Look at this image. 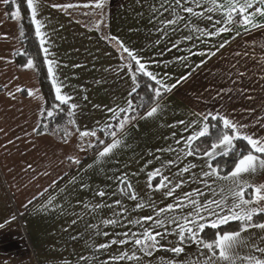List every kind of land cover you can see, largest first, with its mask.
Masks as SVG:
<instances>
[{
	"label": "crops",
	"instance_id": "obj_1",
	"mask_svg": "<svg viewBox=\"0 0 264 264\" xmlns=\"http://www.w3.org/2000/svg\"><path fill=\"white\" fill-rule=\"evenodd\" d=\"M172 2L168 0L165 7ZM97 3L101 6L97 7ZM162 3L164 0H38L37 19L43 23L42 50L46 64L48 59L57 62L55 72L62 85L61 94L72 98L68 106L74 112L71 118L75 124L71 135L59 138L52 132L37 130L44 95L34 68L20 67L15 60V52L22 47L19 23L18 19L8 16L6 5L0 0V157L4 162V170L0 171V225H3L0 227V264H129V260L112 257L124 251L131 254L134 250L131 240L124 245L111 244L107 249L98 246L123 238L126 232L131 235L150 226L155 228L151 221L143 225L129 221L155 216L156 210L176 202L174 197L164 195V189L155 188L160 177L149 181L148 174L154 169L161 168L169 177V187L184 180L175 196L182 197L185 192L199 188L204 193L202 199L219 198L200 183L205 159L179 151L193 131L185 128L188 122L197 119L194 114L219 110L247 124L248 133L264 136V28L246 31L244 25L236 23L231 25L230 32L201 37L180 22L175 32L170 26L168 34L162 35L157 31L163 27L160 21L172 18L170 11L161 8ZM67 5L72 7H64ZM181 15L200 28L213 30L206 18ZM212 15L214 20L221 18V13ZM255 22L264 24V17L257 16ZM190 34L192 40L183 39ZM113 38L135 50L148 69L165 83L171 85L177 80L180 83L161 96L160 109L153 117L138 118L122 136L118 132L123 144L99 159L97 152L102 147L94 150L98 140L90 148L88 138L82 139L80 132L96 130L102 137L99 140L104 141L103 125L115 121L108 109L126 107L134 83L126 67L128 54L122 52ZM224 41L228 43L217 51V46ZM174 44L177 46L173 47ZM44 48L48 49L47 57ZM209 51H215L216 55L209 57ZM200 52L205 55H199ZM237 72L244 75L238 76ZM181 77L187 79L181 80ZM18 88L22 90L17 91ZM72 103L78 106L75 110L70 108ZM110 142L111 139L106 143ZM170 147L175 151H167ZM69 157L80 163H74ZM27 158L35 160L24 161ZM169 160L175 164L168 165ZM189 164L197 167L181 173ZM125 176L145 207L136 208L137 201L128 198L127 188L120 193ZM244 179L249 183H264V172L246 174ZM225 184L218 180L214 187L218 191ZM100 190L105 191L104 197L97 195ZM49 199H52L51 205ZM116 200L121 204L116 205ZM261 216L257 223L264 222V215ZM107 219L118 223H102ZM27 233L31 236L30 249L25 244ZM242 235L264 247L261 242L264 231L249 229ZM170 238L176 240L169 243ZM161 242L170 248L178 244V237L169 235ZM184 247L185 251L178 256L166 252L174 255L177 264L199 256L200 246L185 243ZM135 250L138 256L147 257L138 246ZM249 254L259 255L248 247L239 249L241 257ZM24 257L28 260L22 261Z\"/></svg>",
	"mask_w": 264,
	"mask_h": 264
},
{
	"label": "snow or ice",
	"instance_id": "obj_2",
	"mask_svg": "<svg viewBox=\"0 0 264 264\" xmlns=\"http://www.w3.org/2000/svg\"><path fill=\"white\" fill-rule=\"evenodd\" d=\"M5 5L10 3V0H2ZM11 3L15 4V10L9 15L13 19H19L20 5L15 3V0H11ZM165 3L168 0H164L161 4V8L164 11H170L172 18L161 20L160 23L163 27L158 28L157 31L161 32L162 35H167V29L171 26L172 31L175 32L176 25L183 22L184 28L190 30V32L199 33L201 37L205 36H220L224 32L232 31L231 25L236 23L245 26V30L256 28H264V24L256 23V17H264V0H173L172 3L165 7ZM174 5V6H173ZM193 5V6H189ZM207 5L205 8L204 6ZM26 6L31 10V18L35 24V34L40 38L41 46L44 45L45 34L41 31L43 23L41 20L37 19L38 13V0H26ZM101 4L97 3V7ZM53 7H61L60 5H53ZM64 7H72V5H67ZM196 9H203L197 11ZM154 11H159V9H153ZM181 13L190 14L192 17L206 18L210 23H212L213 30L207 28H200L198 24H193L191 20L181 15ZM221 13V18L214 20L212 14ZM162 14V13H161ZM23 35V32H21ZM239 35V33H237ZM117 40L120 49L123 53L128 54V64L126 67L130 70L131 79L134 82L131 91L129 92V97L137 91L140 87L138 82V76L142 75L154 81L156 85L152 88L151 84H147L152 93V105L145 111L144 115L136 110L139 107H144L143 104L134 105L133 100L129 99L127 101L126 107L109 108L108 111L112 113L111 119L115 120L117 123L115 125L111 123H105L103 125L102 131L106 136L111 137L110 143H105L103 140H99L97 137L96 130H85L80 132V137H97L98 143L102 145L97 152L98 158L103 159L109 156L115 149L123 144V140L118 138V132L122 136L125 134L127 127L132 125L138 118L145 119L148 117H153L160 109L159 99L162 93L171 92L173 88L180 83L177 80L175 84H167L163 79L158 78L157 74L153 73L148 69L146 63L142 62V57H140L135 50L126 47L122 41L118 38H113ZM184 40H192L193 36L186 35L183 37ZM160 41H157L159 43ZM228 41L217 46V51L220 48L225 47ZM177 45L174 44L173 47ZM45 55L47 57L48 49L44 48ZM201 56L205 55V52L198 53ZM208 56H215V51H209ZM239 55V53H237ZM123 58V56H122ZM179 59L184 60L186 57H180ZM133 63L136 65L135 71H131L133 68ZM48 73L52 77V84L55 86L56 99L60 101V104L53 106L51 110H47L48 117H54L58 112L62 111L61 104H68L72 99L68 95L61 94L62 85L58 83V77L56 76L55 66L57 62L54 59H48ZM34 61L29 59L24 65L26 68H34ZM238 76L244 75V73L237 72ZM187 79V77H181V80ZM22 89L18 88L17 91ZM228 91H231L230 89ZM240 91H243L242 89ZM29 95L32 94L31 90L28 92ZM251 99V97H249ZM143 99V98H141ZM78 106L74 103L70 105L72 110H75ZM130 113V114H129ZM43 114V113H42ZM197 119L188 122L185 131L188 128H192L191 134L184 139V147L179 151L184 153L186 156H197L201 159H205V164L202 166L201 176L203 179L200 183L204 184L210 192H213L219 198L212 199H202L204 193L201 192L199 188L194 189L191 192H185L182 197L175 196L177 189L181 188L184 180H179L172 187H169L171 181L169 177L164 175L161 168L154 169L148 174L149 181H152L156 177H160V180L155 185L157 190L164 189V195L166 197H174L175 203H169L165 207L156 210V215L144 216L139 219L129 221V223L136 225H143L151 221L155 225L153 227L144 228L140 233H123V238L113 239L109 244H100L98 247L100 249H107L111 244L124 245L131 242L134 245V250L129 254L128 251L121 252L119 255L112 257L114 260H129L135 261L136 264H140L142 259L141 256L136 254L135 246H138V250L147 256H151L154 250L164 249L165 251L171 252L175 255H179L185 251V243H192L200 246L199 256L195 260H188L184 264H264V247H261L254 242H251V237H245L242 234L247 233L249 229H260L264 231V222H254V217L259 215H264V183L254 184L249 183L244 179V176L253 175L257 171L264 172V136H255L247 132L248 125L235 121L229 117V115L223 113L222 111L196 113ZM69 117L74 116L73 111L68 112ZM69 124H75L74 119L68 121ZM180 124H185V121H179ZM44 127H47L45 125ZM34 131H37L34 129ZM65 137L71 135L67 128L63 129ZM77 131L79 129L77 128ZM175 135V133L173 134ZM202 138H212L213 142L203 150L198 146H194L197 141ZM236 141L246 142V150L238 149L236 147ZM180 141H177L179 144ZM89 147H94V145L89 142ZM83 150V149H82ZM163 151V150H160ZM167 151H175L171 147ZM238 154V156H237ZM236 156L234 161V166L230 171H225L221 168L219 163H216L217 157L226 156ZM74 163L79 164L80 161L74 157H69ZM159 159V158H157ZM168 165L175 164V161H167ZM91 167V165H89ZM163 167V165H162ZM197 167L196 164L186 165L181 169V173H189L192 168ZM206 168L207 170H203ZM226 182L225 186L219 187L218 191L214 187L216 181ZM211 181V183H209ZM121 183L124 185L119 188L120 193L125 192V188L129 191L127 193L128 198L137 201L136 208L145 207V203L138 199V194L133 189L130 181L127 180L125 176ZM87 187V185H84ZM153 185L149 183V188ZM250 190V191H249ZM97 195L104 197L106 195L105 191L100 190ZM31 203V201H29ZM48 204H52V199H49ZM116 205H120L121 201L116 200ZM104 207H110V205H103ZM149 207H154L149 204ZM95 207H101V205H95ZM187 209V211L182 212L181 210ZM123 212H127L126 208L122 209ZM175 213V214H173ZM212 218V219H209ZM15 219V217H13ZM230 221L240 222L239 231L223 232L219 231L215 235V239L211 241H206L202 238L201 234L204 233L206 227H211L213 229L220 228L221 225L227 224ZM75 223V221L73 222ZM104 224H116L118 223L115 219H107L102 221ZM169 225H174V227H169ZM3 227V225H0ZM158 229H163L159 231ZM176 235L178 237V244L170 248H165V245L161 243L162 240H166L169 235ZM108 235V233H104ZM264 243V238L261 239ZM248 247L250 250H254L256 254H249L241 257L239 255V249ZM206 250V252L204 251ZM203 256L204 259L201 260L199 257ZM82 260H86L87 257H81ZM166 264H177L175 260H169Z\"/></svg>",
	"mask_w": 264,
	"mask_h": 264
},
{
	"label": "trees",
	"instance_id": "obj_3",
	"mask_svg": "<svg viewBox=\"0 0 264 264\" xmlns=\"http://www.w3.org/2000/svg\"><path fill=\"white\" fill-rule=\"evenodd\" d=\"M15 3L20 5L21 15L20 18L18 19V23H19L18 25H19L20 40L22 44V47L15 52V60L17 64L23 68L29 59H32L34 61V65H35L34 70L39 78L41 90L45 99V104L42 112L43 114L41 117V123L39 124L37 130L39 133L52 132L56 136L59 135L61 136L63 134V131H61V129L66 128L67 125L69 124L68 121L72 119L71 117L68 116L69 106L68 104H61L60 106L63 109L62 111L58 112V114L54 117L47 116V110H51L54 105L60 104V101L56 99L55 89L52 84L51 77L48 73V68H47L45 56L43 54L42 46L40 44V39L35 34L36 26L31 18V10L27 8L26 0H15ZM6 10L8 16L11 18L9 14L15 10V4L11 3V0L10 3L6 5ZM21 32H23V35H21ZM135 68L136 65L133 64L134 71ZM138 82L140 84V87L137 89L135 93L132 94L131 99L133 100L134 105H139V104L144 105V107H139L136 109L140 114H143L152 105V97H153L152 91L148 87H146V85L151 84L152 88H155L158 85H156L154 81H151L149 78L144 77L142 75L138 76ZM164 94L165 93H162V95ZM116 123L117 122L114 121L113 125H115ZM45 125H47V127H44ZM58 132L62 134H59ZM62 136L65 137V135ZM110 139L111 137L106 136L104 142L106 143ZM212 142H213L212 138H202L200 141H197L194 146L200 147L202 153L203 150L208 146H210ZM100 147H102V145L98 143L94 147V150H97ZM236 147L238 149L246 150V142L236 141ZM236 158H237L236 156H232V155L226 157H217V160L215 162L219 163L223 170L230 171L231 168L234 166V161ZM261 219H262L261 215L256 216L254 217V222H259L261 221ZM240 226H241L240 222L231 221L227 224L221 225L220 228L218 229L206 227L204 233L202 234L206 241H211L215 239V235L218 231L220 233L226 231H234L240 229Z\"/></svg>",
	"mask_w": 264,
	"mask_h": 264
},
{
	"label": "rangeland",
	"instance_id": "obj_4",
	"mask_svg": "<svg viewBox=\"0 0 264 264\" xmlns=\"http://www.w3.org/2000/svg\"><path fill=\"white\" fill-rule=\"evenodd\" d=\"M72 127H73L72 125L68 124L66 128L68 129V131H72V129H73ZM61 131H63V129H61ZM60 132H58V133L62 134ZM62 135H64V131H63ZM0 136H1V134H0ZM97 137L98 138L101 137V134L99 135L97 133ZM97 137H87L88 138L87 140L94 145L95 142H96ZM59 138H61V137H59ZM20 145L21 144L19 143V151H20ZM65 147L67 148V146H65ZM33 154H34V152H33ZM30 160L34 161L35 159L34 158H32V159L31 158H27L24 161H30ZM2 170H4V162H3L2 158L0 157V171H2ZM30 237L31 236H30L29 233L25 234V240H26L25 244H26V247L29 248V249L31 248ZM175 240H176L175 238H173V239L170 238L169 239V243L170 242H174ZM161 243H164V242H161ZM169 243H168V245H169ZM26 254L28 255V251H26ZM27 260H28V257H24L22 261H27ZM169 260H174V255H172L171 253L166 252L164 249L154 250L153 254L151 256H147L146 258H142L141 259V261H144L143 264L145 262H146L145 264H166V262L169 261ZM141 261H140V264H142ZM129 264H136V262L135 261H130Z\"/></svg>",
	"mask_w": 264,
	"mask_h": 264
},
{
	"label": "built area",
	"instance_id": "obj_5",
	"mask_svg": "<svg viewBox=\"0 0 264 264\" xmlns=\"http://www.w3.org/2000/svg\"><path fill=\"white\" fill-rule=\"evenodd\" d=\"M37 264H40V263H37Z\"/></svg>",
	"mask_w": 264,
	"mask_h": 264
}]
</instances>
